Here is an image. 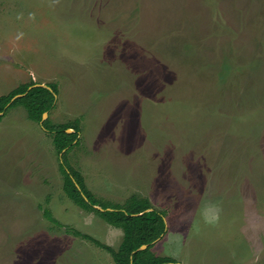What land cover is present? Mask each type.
Wrapping results in <instances>:
<instances>
[{
    "label": "rangeland",
    "instance_id": "obj_1",
    "mask_svg": "<svg viewBox=\"0 0 264 264\" xmlns=\"http://www.w3.org/2000/svg\"><path fill=\"white\" fill-rule=\"evenodd\" d=\"M30 80L54 107L0 120V264H113L66 230L122 240L66 197L45 121L78 131L63 162L96 200L163 215L153 255L264 264V0H0V97Z\"/></svg>",
    "mask_w": 264,
    "mask_h": 264
},
{
    "label": "trees",
    "instance_id": "obj_2",
    "mask_svg": "<svg viewBox=\"0 0 264 264\" xmlns=\"http://www.w3.org/2000/svg\"><path fill=\"white\" fill-rule=\"evenodd\" d=\"M20 96L10 103L15 97ZM54 91L49 87L37 86L30 82L11 91L4 97H0V120L6 110L14 106H22L28 118L40 122L42 115L48 113L53 106ZM10 105L6 107L8 104ZM48 121L43 123L45 130L52 133L53 144L57 153H61L62 162L60 170L63 175V191L66 197L78 208L86 212H94L109 226L121 229L123 239L119 248L115 251L106 245L96 241L79 231L67 229L66 232L91 242L94 246L107 252L114 264H176L169 258L156 257L150 252V248L165 234L163 215L152 209L149 201L144 198L131 197L125 204L117 205L109 202H100L86 189L82 177L71 167L63 162L64 154L70 150L72 143L77 138V130L71 125L47 126ZM71 129L73 133H67ZM64 151V152H63ZM63 152V153H62ZM44 216L57 226H60L45 211ZM146 245L143 251L138 249Z\"/></svg>",
    "mask_w": 264,
    "mask_h": 264
},
{
    "label": "water",
    "instance_id": "obj_3",
    "mask_svg": "<svg viewBox=\"0 0 264 264\" xmlns=\"http://www.w3.org/2000/svg\"><path fill=\"white\" fill-rule=\"evenodd\" d=\"M17 97H19V96H15L11 101H10V103L13 101V100H15ZM10 103L6 106V107H8L9 105H10ZM47 115V113H44L43 115H42V119L41 120H43L44 119V117ZM71 130H67V132L69 133ZM147 248V246L146 245H143V246H141L139 249H138V251H143V250H145Z\"/></svg>",
    "mask_w": 264,
    "mask_h": 264
},
{
    "label": "crops",
    "instance_id": "obj_4",
    "mask_svg": "<svg viewBox=\"0 0 264 264\" xmlns=\"http://www.w3.org/2000/svg\"><path fill=\"white\" fill-rule=\"evenodd\" d=\"M30 82H32L31 80L30 81H28V82H26L25 84H28V83H30ZM41 87H45V85H41ZM16 89V88H15ZM14 90V89H13ZM13 90H11V91H13ZM10 91V92H11ZM10 92H8L7 94H9ZM20 97V96H19ZM18 98V97H17ZM16 98V99H17ZM14 101V100H13ZM28 118V117H27ZM122 239H123V236H122ZM121 242H122V240H121ZM121 242H120V244H121ZM120 244H119V246H120ZM119 246H118V248H119ZM117 248V249H118ZM110 256V255H109ZM155 256V255H154ZM157 257V256H156ZM110 259L112 260V258L110 257ZM112 262H113V260H112ZM100 263H102L101 261H100ZM113 264H114V262H113Z\"/></svg>",
    "mask_w": 264,
    "mask_h": 264
}]
</instances>
